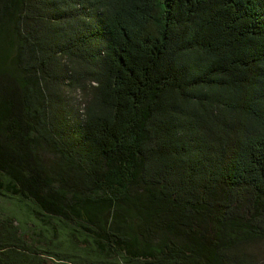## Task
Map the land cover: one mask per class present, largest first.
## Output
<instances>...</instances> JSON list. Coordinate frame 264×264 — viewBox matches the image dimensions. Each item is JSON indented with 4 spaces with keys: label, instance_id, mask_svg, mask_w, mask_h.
Returning <instances> with one entry per match:
<instances>
[{
    "label": "trees",
    "instance_id": "1",
    "mask_svg": "<svg viewBox=\"0 0 264 264\" xmlns=\"http://www.w3.org/2000/svg\"><path fill=\"white\" fill-rule=\"evenodd\" d=\"M0 264H264V0H0Z\"/></svg>",
    "mask_w": 264,
    "mask_h": 264
},
{
    "label": "rangeland",
    "instance_id": "2",
    "mask_svg": "<svg viewBox=\"0 0 264 264\" xmlns=\"http://www.w3.org/2000/svg\"><path fill=\"white\" fill-rule=\"evenodd\" d=\"M93 86V85H92ZM90 88V87H89ZM71 98H72V103L77 106L79 105L80 101H85V99H88V94L86 92H83V91H72L71 94H70ZM255 246L257 245H254L252 250H254ZM262 247V245H259ZM259 249V248H258ZM259 251L261 252V249H259Z\"/></svg>",
    "mask_w": 264,
    "mask_h": 264
}]
</instances>
